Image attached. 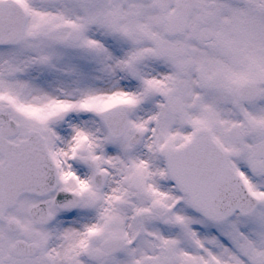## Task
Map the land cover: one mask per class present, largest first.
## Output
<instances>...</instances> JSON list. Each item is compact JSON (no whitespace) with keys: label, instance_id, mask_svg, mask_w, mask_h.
I'll return each instance as SVG.
<instances>
[{"label":"snow or ice","instance_id":"1","mask_svg":"<svg viewBox=\"0 0 264 264\" xmlns=\"http://www.w3.org/2000/svg\"><path fill=\"white\" fill-rule=\"evenodd\" d=\"M0 264H264V0H0Z\"/></svg>","mask_w":264,"mask_h":264}]
</instances>
